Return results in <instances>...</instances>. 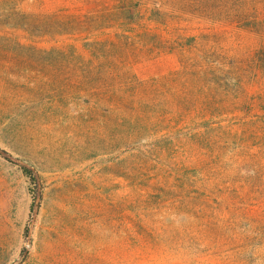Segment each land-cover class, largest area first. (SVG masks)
Masks as SVG:
<instances>
[{"label": "trees", "instance_id": "1", "mask_svg": "<svg viewBox=\"0 0 264 264\" xmlns=\"http://www.w3.org/2000/svg\"><path fill=\"white\" fill-rule=\"evenodd\" d=\"M242 32L264 38V0H0V53L75 70L108 112L129 187L171 206L209 207L197 184L215 168L245 167L243 189L264 177V114H226L257 109L249 68L264 48L227 56Z\"/></svg>", "mask_w": 264, "mask_h": 264}, {"label": "rangeland", "instance_id": "2", "mask_svg": "<svg viewBox=\"0 0 264 264\" xmlns=\"http://www.w3.org/2000/svg\"><path fill=\"white\" fill-rule=\"evenodd\" d=\"M236 35L225 39L228 57L264 48L263 37ZM22 56L0 53V264H264L263 176L243 189L245 167L212 169L197 184L207 208L148 197L129 187L126 154L112 148L90 85L80 91L75 70ZM260 67L249 68L257 109L228 116L264 114Z\"/></svg>", "mask_w": 264, "mask_h": 264}]
</instances>
